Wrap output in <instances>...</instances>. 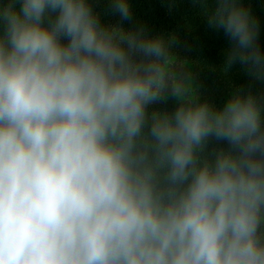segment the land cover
<instances>
[{"label": "clouds", "instance_id": "obj_1", "mask_svg": "<svg viewBox=\"0 0 264 264\" xmlns=\"http://www.w3.org/2000/svg\"><path fill=\"white\" fill-rule=\"evenodd\" d=\"M193 3L249 81L221 105L131 0H0V264H264L260 21Z\"/></svg>", "mask_w": 264, "mask_h": 264}, {"label": "trees", "instance_id": "obj_2", "mask_svg": "<svg viewBox=\"0 0 264 264\" xmlns=\"http://www.w3.org/2000/svg\"><path fill=\"white\" fill-rule=\"evenodd\" d=\"M211 0H209V3ZM260 21L259 43L264 48V0H245ZM133 20L143 22L153 34L175 37L172 62L189 67L194 94L221 105L238 87L247 89L249 81L239 64L224 67L223 50L228 44L222 30L209 29L202 19V8L193 0H131ZM94 8L106 23H117L109 11L108 0H94ZM170 6V7H169ZM130 27L128 22H123ZM253 91L264 84L252 85ZM173 102L157 107L171 108Z\"/></svg>", "mask_w": 264, "mask_h": 264}, {"label": "rangeland", "instance_id": "obj_3", "mask_svg": "<svg viewBox=\"0 0 264 264\" xmlns=\"http://www.w3.org/2000/svg\"><path fill=\"white\" fill-rule=\"evenodd\" d=\"M172 67L175 69V71L177 73H181V74H185L186 75L187 80L191 84V86L193 88V92H194L195 85H194V82L192 81L191 72H190L189 67L184 66V65H180V64L174 63V62H172Z\"/></svg>", "mask_w": 264, "mask_h": 264}]
</instances>
